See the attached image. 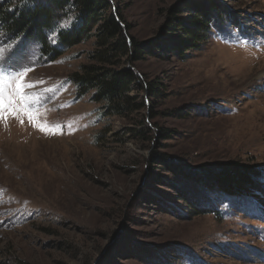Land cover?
I'll return each instance as SVG.
<instances>
[{
  "label": "rangeland",
  "instance_id": "1",
  "mask_svg": "<svg viewBox=\"0 0 264 264\" xmlns=\"http://www.w3.org/2000/svg\"><path fill=\"white\" fill-rule=\"evenodd\" d=\"M110 2L152 46L120 66L156 89L130 94L147 100L138 112L78 95L70 75L94 37L49 60L0 32V72L32 85L34 116L0 119V264H264V0ZM192 4L215 12L185 50ZM211 166L249 169L262 189L212 193Z\"/></svg>",
  "mask_w": 264,
  "mask_h": 264
},
{
  "label": "trees",
  "instance_id": "2",
  "mask_svg": "<svg viewBox=\"0 0 264 264\" xmlns=\"http://www.w3.org/2000/svg\"><path fill=\"white\" fill-rule=\"evenodd\" d=\"M110 3V0H0V32L11 40L37 43L40 55L49 60L60 57L64 49L94 37L96 50L91 55L92 63L70 75L78 95L93 92V99L104 103L111 115L138 112L146 107L147 100H137L130 94L142 90L153 94L156 89L143 82L131 67L120 66L152 53V46L131 38L129 26ZM191 8L196 16L188 18L189 23L180 24L189 38L185 50L205 39L210 16L215 12L213 7L205 5L192 4ZM69 14L75 17L71 27L59 28ZM169 23L174 25L172 20ZM49 31L56 32L59 48L48 41L46 32ZM244 170L211 166L204 174L209 180L206 186L212 193L223 195L240 196L242 187L261 191L252 172Z\"/></svg>",
  "mask_w": 264,
  "mask_h": 264
},
{
  "label": "snow or ice",
  "instance_id": "3",
  "mask_svg": "<svg viewBox=\"0 0 264 264\" xmlns=\"http://www.w3.org/2000/svg\"><path fill=\"white\" fill-rule=\"evenodd\" d=\"M3 56L4 50L0 49V57ZM30 87L32 85L24 82V76L21 73L7 75L0 72V119L8 115L19 117V114H24L30 121H34L32 110L28 108L32 98L25 92V89ZM40 130L47 131L49 128L47 125H41Z\"/></svg>",
  "mask_w": 264,
  "mask_h": 264
},
{
  "label": "bare ground",
  "instance_id": "4",
  "mask_svg": "<svg viewBox=\"0 0 264 264\" xmlns=\"http://www.w3.org/2000/svg\"><path fill=\"white\" fill-rule=\"evenodd\" d=\"M251 123V122H250ZM249 126V125H248ZM250 128V127H249ZM249 128H248V130H249ZM252 128V127H251Z\"/></svg>",
  "mask_w": 264,
  "mask_h": 264
}]
</instances>
